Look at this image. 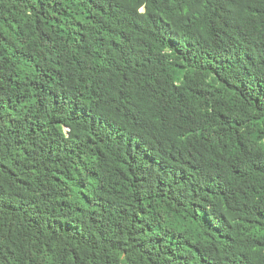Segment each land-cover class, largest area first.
Here are the masks:
<instances>
[{
	"label": "trees",
	"instance_id": "1",
	"mask_svg": "<svg viewBox=\"0 0 264 264\" xmlns=\"http://www.w3.org/2000/svg\"><path fill=\"white\" fill-rule=\"evenodd\" d=\"M0 264H264V0H0Z\"/></svg>",
	"mask_w": 264,
	"mask_h": 264
}]
</instances>
